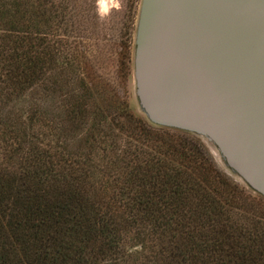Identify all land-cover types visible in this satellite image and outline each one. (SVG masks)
<instances>
[{
    "label": "trees",
    "instance_id": "1",
    "mask_svg": "<svg viewBox=\"0 0 264 264\" xmlns=\"http://www.w3.org/2000/svg\"><path fill=\"white\" fill-rule=\"evenodd\" d=\"M83 20L70 0H0V264H264V214L236 194L264 196L232 183L199 138L124 97L97 101L72 73L96 51Z\"/></svg>",
    "mask_w": 264,
    "mask_h": 264
},
{
    "label": "water",
    "instance_id": "2",
    "mask_svg": "<svg viewBox=\"0 0 264 264\" xmlns=\"http://www.w3.org/2000/svg\"><path fill=\"white\" fill-rule=\"evenodd\" d=\"M133 76L151 122L207 138L264 196V0H141Z\"/></svg>",
    "mask_w": 264,
    "mask_h": 264
},
{
    "label": "rangeland",
    "instance_id": "3",
    "mask_svg": "<svg viewBox=\"0 0 264 264\" xmlns=\"http://www.w3.org/2000/svg\"><path fill=\"white\" fill-rule=\"evenodd\" d=\"M102 4L103 0H101L100 4L101 9ZM140 4L141 0H120L119 10L113 8L109 15L101 19L97 14V0H70V9L87 18V20H83L81 22L82 24L79 25V28L83 29L82 31L88 35L84 37L83 42L92 43L96 50L94 56L88 57V61H78L76 64H78L79 67H74L75 69L72 70V73L77 72L76 76L84 78L85 84L91 86L90 91L96 93L93 94V96L97 101L102 99L107 108L112 107L113 110L119 109L122 105H125V102L121 105L119 104V101L124 97V99H127V101L131 103L133 109L142 119L155 124L151 122L141 110L135 93L133 55L134 38ZM50 39L53 41L51 50L53 53L55 51L57 59H59L60 56L64 57V54H67L66 58L70 57V47L67 46L66 41L61 42L62 44H60L61 38L59 41L58 38L54 37H50ZM91 63L92 67L95 69V73L97 71L98 75H96L94 69L90 67ZM72 73L67 74V76ZM58 84L59 89H61V85H63L62 89L69 85L65 80L60 81ZM41 94V92L36 91V97ZM53 96L56 100V97L58 96V90L56 88ZM52 104L53 102L48 99L46 106L50 107ZM155 125L175 130L178 129L159 124ZM110 127L114 128L112 124L107 126L109 129ZM178 130L199 138L206 148L209 157L213 161L214 166L228 176V178L232 180V183H237L244 188L245 192L250 195H255L254 191L251 190L248 185H246V183L225 163L224 159L211 141L194 132L182 129ZM202 170L203 168H201V171ZM209 174L210 179L208 181H215L213 183L215 186L220 185L217 182L218 178H215L212 172H209ZM225 190V188L221 187L222 192L225 193ZM236 197L239 198V203L246 204L248 208L254 209V212H263L264 214V207L262 205H257L256 202H250L246 195L238 196L236 194ZM235 204L237 203H233V205ZM233 210L235 212H240V209H235V207Z\"/></svg>",
    "mask_w": 264,
    "mask_h": 264
},
{
    "label": "clouds",
    "instance_id": "4",
    "mask_svg": "<svg viewBox=\"0 0 264 264\" xmlns=\"http://www.w3.org/2000/svg\"><path fill=\"white\" fill-rule=\"evenodd\" d=\"M98 4V15L101 19L105 16L109 15L113 8L119 10L120 8V0H103L102 9L100 7L101 0H97Z\"/></svg>",
    "mask_w": 264,
    "mask_h": 264
}]
</instances>
